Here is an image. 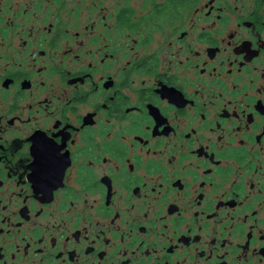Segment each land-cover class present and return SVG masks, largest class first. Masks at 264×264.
<instances>
[{
    "label": "flooded vegetation",
    "instance_id": "af4514ba",
    "mask_svg": "<svg viewBox=\"0 0 264 264\" xmlns=\"http://www.w3.org/2000/svg\"><path fill=\"white\" fill-rule=\"evenodd\" d=\"M0 264H264V0H0Z\"/></svg>",
    "mask_w": 264,
    "mask_h": 264
},
{
    "label": "snow or ice",
    "instance_id": "6c2138e0",
    "mask_svg": "<svg viewBox=\"0 0 264 264\" xmlns=\"http://www.w3.org/2000/svg\"><path fill=\"white\" fill-rule=\"evenodd\" d=\"M26 46V45H25ZM57 141L52 139L51 137H48L45 141L44 144L46 146L48 155L50 160L53 163H58L62 158L60 156L61 153V148L57 146ZM33 156L37 157V160H39V154L38 152L34 151L32 153ZM252 187H255L254 185H251Z\"/></svg>",
    "mask_w": 264,
    "mask_h": 264
}]
</instances>
